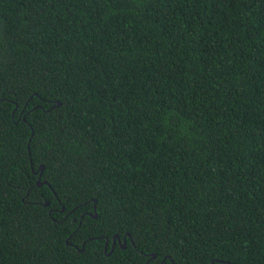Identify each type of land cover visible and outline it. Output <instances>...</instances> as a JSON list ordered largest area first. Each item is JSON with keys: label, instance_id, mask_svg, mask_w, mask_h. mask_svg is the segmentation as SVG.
Returning <instances> with one entry per match:
<instances>
[{"label": "trees", "instance_id": "obj_1", "mask_svg": "<svg viewBox=\"0 0 264 264\" xmlns=\"http://www.w3.org/2000/svg\"><path fill=\"white\" fill-rule=\"evenodd\" d=\"M212 261L264 264V0H0V264Z\"/></svg>", "mask_w": 264, "mask_h": 264}, {"label": "water", "instance_id": "obj_2", "mask_svg": "<svg viewBox=\"0 0 264 264\" xmlns=\"http://www.w3.org/2000/svg\"><path fill=\"white\" fill-rule=\"evenodd\" d=\"M61 106H62V103H61V102H57L56 105L54 106V108H58V107H61ZM30 141H31V138L29 139V145H30ZM28 150H29V146H28ZM29 156H30V151H29ZM43 168H44L43 166H40V168H39L37 171H34V174H35V175L39 174L38 180H37V182H36V185H37L38 188H40V187H42V186H44V185H47V186L50 187V184H49L47 181H42V182L40 181L41 175H42V173H43ZM92 201L94 202V206H93V209H94V215H91V213H87V214H88L89 216H93L94 218H96V217H97L96 200H95V199H92ZM44 205H45V206H48V205H49V202H45ZM61 211H64V207H62V210H61ZM49 214H51V211L49 212ZM127 237L130 238V235L127 234V235L123 238V243H122V248H123V249L126 247V243H127V242H126V239H127ZM108 242H109V239L106 240L105 250L107 249V244H108ZM116 242H119V243L121 242V239H120L119 235H115V236L113 237V243H112V248H111V251H110V252L113 251ZM85 243H86V242H85ZM80 251H83V248H82ZM150 258H151V259H155V258H156V254H151ZM165 258H168V256L165 257ZM218 262H222V261H218ZM161 264H163V262H161ZM211 264H214V262L212 261Z\"/></svg>", "mask_w": 264, "mask_h": 264}]
</instances>
